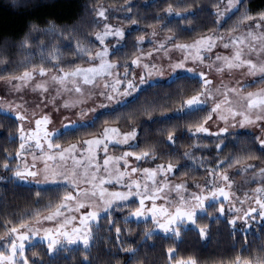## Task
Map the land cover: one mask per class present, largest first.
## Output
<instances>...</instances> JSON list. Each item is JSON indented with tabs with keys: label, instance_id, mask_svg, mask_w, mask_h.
Instances as JSON below:
<instances>
[{
	"label": "snow or ice",
	"instance_id": "obj_1",
	"mask_svg": "<svg viewBox=\"0 0 264 264\" xmlns=\"http://www.w3.org/2000/svg\"><path fill=\"white\" fill-rule=\"evenodd\" d=\"M244 3L245 0H213L212 6L216 10L213 33L201 35L191 44L177 43L178 36L175 32L163 39H156L159 32L173 31L164 23L167 16L190 15L174 12V6L170 4L164 14L155 18L154 22L160 23L161 28L138 36L133 45L134 49L143 51L141 45L149 37L153 52L162 53L159 57L149 52L147 56L137 55L130 61L125 60L123 64L114 63L111 59L114 53L110 52V48L115 45L108 41V37H114L119 43L125 39V32L122 28L105 23L103 32L95 35V40L99 42L95 51L92 47H84L77 40L72 52L74 59L67 70L61 66L62 58L52 51L47 61L42 60L31 70L24 64L25 70L20 75H9L7 82L12 90L22 92L30 89L41 96L44 107L50 105L51 108L39 118H36V112L33 111L32 119H29L27 111L21 113L24 105H9L5 109L3 103H0V112L7 111L14 114L17 121L28 120L30 124L36 125L34 133L23 127L19 128V150L14 158L3 157L2 168L12 174L11 179L14 181L63 184L65 187L58 194L55 204L45 206L48 214L42 219L41 210L26 213L19 219L0 215V230L7 233L0 237V264H43L44 255H51L65 245L77 244L82 245L85 250L82 257L85 264H92L89 249L93 241L94 225L98 227L101 214L119 212L125 206L134 210L122 218L124 222L130 218L150 219L155 225V229H148L143 233L145 241L152 239L153 231L158 230L174 237L178 242L182 236L180 226L185 223L195 226L201 240L207 239L209 226H202L197 222V212L207 214L206 202H220L219 207L215 203L212 205L220 216H225L224 204L227 203V211L234 214L228 218L227 223L233 228L238 221L244 225L252 221L264 222V167L248 163L264 159V88L255 92L247 91L237 76L238 73L239 76L256 78L252 82L253 87L257 83L264 84V11L255 16L244 7ZM175 7L187 8V5L178 3ZM125 10L132 12L131 7ZM98 15L104 18L105 11L99 10ZM232 15L238 16V23L230 29L228 36L220 34V27ZM187 22V19L183 21L185 24ZM138 23L137 19H131V24ZM240 25H244L246 31ZM31 27L47 35L56 32L54 24L43 30L36 25ZM236 32H241V35H233ZM29 42L26 38L21 47ZM221 47L228 50V54L213 52V49ZM174 51H179L181 56L174 58L171 55ZM157 58L166 60L167 66L163 62L157 64ZM47 64L51 66H46ZM83 64L87 67L82 66ZM180 72L198 77L194 94L189 95L178 89L165 98L140 100L144 86L151 87L154 78L166 73L170 77ZM211 73L219 76L218 84L210 78ZM225 75L232 77L228 83H225ZM0 79L4 77L0 75ZM174 96L180 106L172 112H164L170 104L159 101H171ZM122 105L126 107L121 108ZM40 107L38 104L37 108ZM158 111L162 115L156 118L153 113ZM50 113H59L62 119L54 118ZM138 116L147 117V122L127 123L135 121ZM121 120H125L127 131L120 127ZM101 123L105 126L97 130V125ZM181 124L185 126L187 137L195 140L190 147H207L202 143L201 137H216L213 144L217 152L222 151L225 140L237 130L258 131L247 141H236L246 146L234 156L220 160L215 167L206 168L207 176L211 179H206L203 184L192 185L199 189L198 192H189V185L186 183H172L170 174L179 169L181 159L194 160L193 153L186 151L182 156L179 153L168 156L159 152L161 146L175 148L183 135ZM212 124L217 125L215 130L212 129ZM145 129L158 133L159 138L145 141L141 148L140 137ZM62 131L66 137L75 138L76 143L65 147L57 142V133ZM84 136L91 138H83ZM26 140H34L35 148L39 149L40 154L31 152V164L11 167L13 159H20L22 153L30 148V145H26ZM116 151L121 154H109ZM257 151L259 155H256ZM161 159H167V163H157ZM68 160L72 161L71 165L67 163ZM49 161L53 163L50 164ZM140 161L149 165L155 163V167H142L138 163ZM203 163L202 161L201 166ZM225 164L228 167L237 166L243 172L251 169L252 179L259 178L261 187L254 189L256 196L252 197L257 207H252L251 204L248 209L235 207L231 178L226 171H220ZM2 179L4 177L0 176V180ZM172 193L176 194L175 199L172 198ZM35 195L37 199L41 196L40 193ZM160 200L167 207L158 204L157 201ZM129 201L135 203L128 205ZM246 202L236 201L241 205ZM5 219H8V224L3 223ZM27 219H33L34 223L26 224ZM104 220L110 230L114 229L116 240L120 242L123 229L117 226V221L110 215H105ZM43 221L53 222L54 227H43ZM32 237L46 242V252H34L31 257L26 254L25 242H31ZM121 250L130 257L137 254V249L132 247H123ZM177 251L174 247L167 250L166 257L170 264H198L192 257L178 258ZM230 264L253 262L238 256ZM254 264H264V248L259 250Z\"/></svg>",
	"mask_w": 264,
	"mask_h": 264
},
{
	"label": "trees",
	"instance_id": "obj_2",
	"mask_svg": "<svg viewBox=\"0 0 264 264\" xmlns=\"http://www.w3.org/2000/svg\"><path fill=\"white\" fill-rule=\"evenodd\" d=\"M104 3L113 7H131V19H137L138 24L125 35L124 46L112 55L115 60H129L135 56L137 49L133 48L135 40L146 30L158 26L155 18L165 13L169 5H173V11L189 13V16H167L166 25L173 31H167L178 36L177 42H188L194 38L211 32L214 28V7L213 0H0V75L3 77L11 74H19L47 61L49 53L55 51L62 58L64 66L69 65L74 57L72 52L75 49L77 40L84 47L94 49L95 42L92 34L96 30L94 10L98 3ZM187 5V8H176V4ZM244 7L248 8L253 15L264 11V0H245ZM243 11V9H241ZM187 19V23L183 21ZM178 22H181L178 24ZM238 22V16L232 15L228 22L222 27H233ZM56 26L53 35H47L43 31H35L32 25L43 30L50 25ZM29 39L24 47H21L25 39ZM71 38V39H69ZM77 63H81L77 61ZM46 66H51L47 64ZM198 78L190 75H180L169 82L156 83L143 89L140 100H152L156 97L165 98L169 93H175L178 89L194 94L195 81ZM160 103H168L170 107L164 112H172L180 106L175 96L173 100L161 99ZM134 103V102H133ZM123 106L121 108H124ZM139 106H137L138 109ZM126 115V114H125ZM162 112H155L153 116L158 118ZM198 117H194L197 119ZM147 122V117L138 116L135 121H127L128 124H142ZM104 125H97L99 130ZM120 127L127 130L125 120L120 121ZM181 139L175 148L161 146L159 152L171 156L184 152L193 153V159H181L178 173L193 179H199L206 172V168L215 167L220 160L234 156L245 147L244 143H237L238 140L247 141L252 136L243 133H236L229 136L222 146V151L217 152L213 141L216 137H201L203 144L208 145L195 149L190 147L195 140L189 139L185 132V126L181 124ZM0 166L3 157H15L19 144V123L13 116L0 112ZM179 134V133H178ZM80 134H78L79 136ZM88 136H84L86 138ZM159 138L158 133H151L145 129L140 137L141 148L145 141H155ZM57 142L68 145L76 142L75 138L66 137L61 134ZM259 155V151L256 152ZM13 159L11 167H14ZM166 161L167 159H161ZM203 166H201V162ZM250 162V161H248ZM251 162L264 163V159L252 160ZM228 167L226 164L221 167ZM8 174V172H7ZM64 187L49 186L38 187L16 182L11 178L0 181V215L9 219H19L26 213H34L41 210V214L47 212L45 206L49 203L55 204L58 194L62 193ZM36 193H40L39 199ZM207 214L197 216L200 225H208L207 239L201 240L195 226H188L182 232L180 241L176 242L174 237L159 233H152V239L145 241L143 233L151 229L143 221L137 222L129 219L123 221L127 213L114 211L108 215L117 221V226L123 229L117 242L114 229H109L104 217L100 218L98 227L94 226L93 241L91 248L92 264H170L166 257L170 247L177 248L178 258H194L198 264H230V261L238 256H243L245 261H254L259 250L264 248V222L258 221L247 231L241 228H232L227 220L218 216L215 208L210 205ZM33 219L25 220V223ZM3 223L8 224V219ZM16 226H19L18 224ZM5 231L0 230V237ZM123 247L137 249L135 257L122 251ZM34 252H46V247L36 244L27 251L31 257ZM85 254L83 246L71 245L61 249L53 255H44L43 264H85L82 257Z\"/></svg>",
	"mask_w": 264,
	"mask_h": 264
},
{
	"label": "rangeland",
	"instance_id": "obj_3",
	"mask_svg": "<svg viewBox=\"0 0 264 264\" xmlns=\"http://www.w3.org/2000/svg\"><path fill=\"white\" fill-rule=\"evenodd\" d=\"M126 8L127 7L119 8V7L108 6V5H105L102 2L98 3V5L96 6V8L94 10V20H95L96 30L92 34V40L95 42L96 45H95L93 51H95L96 48L99 46V42L95 40V35H96L97 32H103V25L105 23H108L112 27L122 28L124 30V32H125V35L127 33H129L135 27V25H133V24H131V22H129V20L131 18V12H127L125 10ZM99 10L105 11V17L104 18L99 17V15H98V11ZM215 11L216 10L214 9V14H215ZM258 15H255V16H258ZM167 20L168 19H165V21H167ZM214 20H215V16H214ZM165 21H164V23L166 24ZM224 25L225 24H223V26ZM161 26L162 25L159 24L156 27L148 29L144 33H142V35L145 34V33H151L153 31H157V30H159L161 28ZM222 27H220V29H219L220 34L228 36L229 35V31H230V29L232 27H227L226 29H222ZM240 27H241V29H244L246 31V27L244 25H240ZM212 33H213V30L211 32H208V33L203 34V35H212ZM170 35L171 34H169L167 31H162V32H159V36L156 37V39H163V38H165L167 36H170ZM233 35L239 36V35H241V32H236ZM200 37H201V35L196 37V38H194L191 41H188V42H177V41L176 42L177 43H184V44H191V43H193V41L195 39H198ZM136 40H135L134 44L136 43ZM108 41H110L111 44L115 45L114 48H110V52L114 53V55H115V53L117 51H119L120 49L123 48L125 40L120 41L119 43H117V41H116V39L114 37H108ZM141 48L143 49V51H140V50L137 49V52H136L135 56L132 57L131 59H134L137 55L147 56V54L149 52H153V45L150 43V38L149 37L145 38L144 44L141 45ZM213 52H219V53L225 54V55L228 54V50H225L222 47L221 48H217V49H213ZM160 55H162V53L153 52V56H155V57H159ZM171 55L174 58H178V57L181 56V53L179 51H174V52L171 53ZM205 55H212V53H205ZM131 59H129L128 61H130ZM213 59H214V56H213ZM112 61L114 63H119V64H123L125 62V60L124 61H120V60H115V59H112ZM155 62L157 64H160V63L163 62L165 67L167 66V61L166 60L161 61L159 58H157L155 60ZM61 66L65 67L66 70L68 69V65L64 66V64H61ZM82 66L87 67L86 64H83ZM29 70H31V69H29ZM121 71H122V69H121ZM21 73H19L17 75H20ZM180 75L193 76L192 74H186V73L180 72L177 75H171L169 77V75L166 73L163 76H157L156 78H154L151 85L156 84V83L169 82L172 79H174V78H176L177 76H180ZM237 76H238L239 80L244 85V88L247 91L255 92V91L260 90L261 88H264V84H259V83H257L255 87L252 86V82L256 78H253V77H250V76H239L238 73H237ZM8 77L9 76H6V77H4V79H0V103H3V106H4L5 109H7L9 105H12L13 107H15L16 105H24V108L21 109V113L23 114L25 111H27V115H28L29 119H32L33 111L36 112V118H39V116L41 114H43L44 112H48L49 111L51 106L49 105L48 107H44L43 104H42L41 96L39 94L33 93L30 89H25L22 92H16V91L12 90L10 88V86L8 85V82H7V78ZM193 77H196V76H193ZM196 78H198V77H196ZM210 78L213 79V81L215 83H217V84L219 83V79L220 78L215 73H211L210 74ZM37 79H40V78L37 77ZM231 79H232V77H230L228 75H225V77H224L225 83H228ZM233 86H236V85H233ZM147 87L148 86H144V89L147 88ZM245 94H246V92H245ZM38 104L41 105L40 108H37ZM123 106L124 105H122L121 107H123ZM2 113L8 114V115L14 117V114H10L7 111H3ZM50 114L53 115L54 118L62 119V117H60L59 113H50ZM18 123H19V128L23 127V128L26 129V131L33 132V133L36 131V125L34 123L30 124L28 120H25L23 122L18 121ZM57 126H59V120L58 119H57ZM111 126H116V125H111ZM211 127H212L213 130H215L217 125L216 124H212ZM125 131H127V130H125ZM257 131H258V129H248V130L240 129V130H237L234 134L243 133V134H248V135L253 137L256 134ZM61 134H63V131L61 133H57V137L60 136ZM19 135H20V133H19ZM86 138H91V137L88 136ZM25 143H26V145H30V148L26 151V153H22L20 159H16L15 160V165H14L13 168H15L17 165L23 166V164H25V163L31 164L32 160H33V157L29 153L35 152L38 155L40 154L39 153V149L35 148L34 140H32V141L26 140ZM74 143H76V142H74ZM19 144H20V139H19ZM19 144H18L17 151L19 150ZM63 146L67 147L68 145H63ZM44 147L46 148L47 146L44 145ZM124 147L126 148L127 146H124ZM109 154L120 155L121 153L119 151H116L115 153L110 152ZM101 155H103V153H101ZM130 162L131 163H137L135 161H130ZM38 163H40V162L38 161ZM49 163L51 164L53 162L49 161ZM67 163L69 165H71L72 161L68 160ZM101 163H102V161H101ZM138 163L142 167H149V166L155 167V163H152L151 165H149L148 163H145L144 161H140ZM157 163H167V162L158 160ZM248 163H251V164H254V165H260V166L264 167V163H262V164L260 163L259 164L257 162H251V161L248 162ZM220 171L221 172H225L226 171L227 174L231 178V182L233 184V187H232L231 191L234 192V195L232 196V200L235 203V207H237V208L243 207L245 209H248L249 204H251L252 207H257V205L255 204V201H254V199H252V197L256 196V194L254 192V189L257 188V187H261V181L259 180V178H257L256 180L252 179V170L251 169H249L247 172H243V171H239L237 166H233V167H226L224 169H220ZM170 175L172 177V181H171L172 183L175 184V183L184 182L187 185H189V192H192V191H197L198 192L199 189L192 187V185H194L196 183L203 184L206 179H209V180L211 179V177L207 176L206 172L199 179H193V178H190V177L183 176V175L178 173V170L173 172V173H171ZM0 176H3V177H5L7 179V178H11L12 174L10 172H8V174H7V172H5V170L2 168V166H0ZM158 179H160V178L158 177ZM0 181H2V180H0ZM16 182H18V181H16ZM19 183L32 185V186H38V187H49V186L65 187L63 184L52 185V184H44V183H41V184L24 183V182H19ZM109 187H111V186H109ZM227 190L228 189H226V191ZM172 198H174V199L176 198V194L175 193H172ZM221 200H222V198H221ZM237 200H246L247 202L245 204L241 205L240 203H236ZM133 203H135V202L134 201H129L128 205H131ZM157 203L158 204H164L167 207V204L163 200L157 201ZM213 203L216 204V207H219L220 202H206V211L208 210L207 208L210 205H213ZM224 207L226 209L225 216H220L219 214H218V216L228 220V218L233 217L234 214L231 211H227V209H228L227 203L224 204ZM132 210H134L132 207L125 206L124 210L119 211V212H122L123 214L127 213V215H128V213L130 211H132ZM113 212L114 211H110V213H113ZM110 213H108V214H110ZM47 214H48V212L42 213L41 214V219L43 218V216H45ZM65 214H70V213H65ZM108 214H101V217H104L105 215H108ZM201 214H204V213L197 212V216L201 215ZM130 219L134 220V221H137V222L143 221L151 229H155V225H153L151 223L150 219H147V220H136L135 218H130ZM257 222L258 221H252L248 225H244L240 221H238L236 226H235V228H241L242 231H247V230L251 229V227H253V225L255 223H257ZM28 223H34V220H31ZM28 223H26V224H28ZM188 226H190V225H187L186 223L182 224L180 226L181 229H182V232ZM17 227H19V226H17ZM43 227H54V223L50 222V221H43ZM153 233L163 234L162 232H160L158 230H154ZM6 235H7V233L5 232L4 235H2L1 237L6 236ZM163 235H165V234H163ZM36 244L43 245L47 249L46 242L40 240L39 238L32 237L31 238V242H28V241L25 242V252H26V254H27V251L31 247L36 245ZM77 245H80V244H77ZM80 246H82V245H80ZM67 247H68V245H65L62 248H58L53 254H55L56 252H58L61 249L67 248ZM53 254H51V255H53Z\"/></svg>",
	"mask_w": 264,
	"mask_h": 264
}]
</instances>
